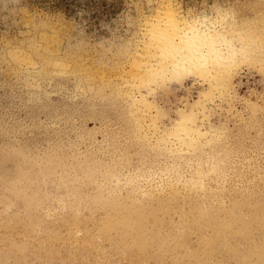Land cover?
Here are the masks:
<instances>
[{
  "label": "rangeland",
  "instance_id": "374dc122",
  "mask_svg": "<svg viewBox=\"0 0 264 264\" xmlns=\"http://www.w3.org/2000/svg\"><path fill=\"white\" fill-rule=\"evenodd\" d=\"M161 1L0 0V264H264V62L206 102L221 137L167 156L122 84ZM170 1L226 11L264 54V0ZM203 87L167 82L150 98L171 116ZM172 162L199 167L212 193L175 183Z\"/></svg>",
  "mask_w": 264,
  "mask_h": 264
},
{
  "label": "bare ground",
  "instance_id": "6f19581e",
  "mask_svg": "<svg viewBox=\"0 0 264 264\" xmlns=\"http://www.w3.org/2000/svg\"><path fill=\"white\" fill-rule=\"evenodd\" d=\"M225 12L215 17L190 14V16H186L177 6L174 7L170 0L161 1L151 15L143 17L142 40L138 44V50L129 57L124 69L125 78L122 84L125 93L132 100L138 128L145 127L146 139L147 135L151 136L155 140L156 146L163 147L168 152L167 156L170 155L172 158L188 153L190 155L199 149L200 143H210L214 138L222 136L221 132L217 130L218 128L204 123L210 114L206 102L212 103L215 94L221 96L224 93L229 94L233 90V74L240 64L247 65L255 61L257 63L264 62V54L256 40V35L253 36V33H249L244 27L237 28L236 22V26L225 25L223 19L228 14H224ZM202 17L205 18L202 19ZM234 49H239L241 55L231 63L223 67L213 66L208 70H201V65L209 63L216 65ZM186 70H194L191 78L200 80L201 84L206 87H203L204 90L199 94L197 100L183 103L174 108L172 115L168 116L164 110L162 111L161 106L151 100L150 95L163 88L167 82L179 81L178 84L183 85ZM210 106L212 107V105ZM164 116L170 127L161 129L159 122ZM206 160H204L205 163ZM209 164L211 163L209 162L208 166ZM187 166L191 167L190 164ZM203 168L205 167L203 166ZM169 169L175 183H182L190 189L199 188L207 194L212 193V188L206 187L203 172L199 167L195 170L194 178L183 175L175 162L170 163Z\"/></svg>",
  "mask_w": 264,
  "mask_h": 264
},
{
  "label": "clouds",
  "instance_id": "9594fccd",
  "mask_svg": "<svg viewBox=\"0 0 264 264\" xmlns=\"http://www.w3.org/2000/svg\"><path fill=\"white\" fill-rule=\"evenodd\" d=\"M205 17H202V19H204ZM232 17L231 16H226L223 19V23L225 25H228L231 23L232 21ZM241 55V52L239 49H234L224 60L220 61L218 64L213 65L211 63L207 64V65H201L200 68L201 70H208L210 67L213 66H219V67H223L226 66L227 64L231 63L232 61H234L236 58H238ZM194 74V70H186L185 71V75L184 78H191V76ZM179 81H173V83H178Z\"/></svg>",
  "mask_w": 264,
  "mask_h": 264
}]
</instances>
